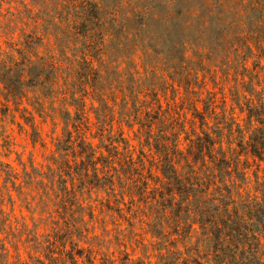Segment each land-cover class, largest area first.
Returning <instances> with one entry per match:
<instances>
[{
  "label": "trees",
  "instance_id": "obj_1",
  "mask_svg": "<svg viewBox=\"0 0 264 264\" xmlns=\"http://www.w3.org/2000/svg\"><path fill=\"white\" fill-rule=\"evenodd\" d=\"M11 1L17 3L15 11H0V17L8 18L5 34L19 31L20 39L11 38L7 50L0 45L2 119L11 116L16 122L20 113L24 124L16 123L21 129L29 127L33 143L42 141L34 112L45 121L58 115L64 123L65 137L57 139L59 156L53 159L57 170L49 166L43 176L34 169L27 177H65L72 153L80 158L76 174L96 177L92 187H103L106 183L99 177H108L114 191L115 177L121 188L123 177H128L131 183L122 190V201L127 192L141 200L152 197L156 264H264V180L258 177L260 169L264 172V0H0V7ZM190 50L199 58L197 66L206 61L217 66L220 76L211 75L216 84L234 81L229 94L235 106L227 108L226 95L218 104L215 91H208L206 99L194 95L199 83L186 73ZM106 55L111 61L103 74L95 62L103 64ZM135 56L148 75L144 79L130 71L137 70ZM122 64L126 66L119 70ZM119 92L124 94L120 102ZM161 97L168 108H163ZM88 98L98 103L93 108L100 129L107 127L109 157L97 155L85 136ZM178 99L191 111V133L184 120L177 126L169 121L171 105ZM118 103L129 128L138 124L144 142L154 148L161 180L152 166L145 173L146 154L135 160L122 128L113 133ZM236 108L245 114L243 124ZM209 119L216 120L214 128ZM197 122L201 132L196 131ZM119 154L124 157L117 168ZM250 158L257 164L260 196L242 191ZM107 166L110 174L100 175ZM66 174L73 177V172ZM0 177L16 186L18 173L0 159ZM154 177L161 186L151 187ZM60 183L63 208L67 202L77 204L73 185L69 189L66 180ZM87 209L92 219L94 212ZM78 211H85L80 203ZM78 219L86 225L84 217ZM71 234L57 230L54 238L61 240V251L68 252L71 264H78L83 251ZM53 248L47 258L59 264ZM86 256L92 263L91 255Z\"/></svg>",
  "mask_w": 264,
  "mask_h": 264
},
{
  "label": "rangeland",
  "instance_id": "obj_2",
  "mask_svg": "<svg viewBox=\"0 0 264 264\" xmlns=\"http://www.w3.org/2000/svg\"><path fill=\"white\" fill-rule=\"evenodd\" d=\"M15 5L17 3L14 1L4 2L0 7V11L7 13L9 8L15 11ZM7 20V17H0V45L4 50L8 49V42L11 38L14 41L20 39L19 31L15 32L13 36L5 34L3 25ZM27 29V31L32 30V28ZM40 51L43 52L44 48H40ZM187 55L186 73L192 79H195L194 83H199L194 85V91H197L194 95L199 96L200 99H206L208 91H215L218 104H221L220 99L223 95H226L227 108L230 109L232 105L235 106L229 94V88L234 84V81H226L223 85L219 80V84H216L211 75L217 73V76H220L221 73L218 71L217 66L208 63V61L204 62L202 66H197L199 58L191 50ZM103 59V64L98 61L95 64L103 74H106V66L111 60L108 55L104 56ZM134 59L137 62V70L130 69V71L135 74L136 78H146L148 75L141 65V60L138 56H135ZM125 66L126 64H122L118 69L123 70ZM196 74L198 80L195 78ZM202 81H204L203 84ZM179 88L180 94H183L184 88L181 86ZM169 95H172V91L169 92ZM122 96L124 94L119 92V102L122 100ZM140 98H143V93L140 94ZM161 101L163 108L169 107L167 99L161 97ZM94 106H98V103L88 98L87 116L89 126L84 129L85 136L96 147L97 155L104 154L105 157H109L108 130L107 127L103 130L100 129ZM186 106L180 99L177 103H172L170 109L171 119L169 121L177 126L184 120V126L191 133L192 123L190 119L192 114ZM199 106L202 108L203 103L200 102ZM29 108L32 110L31 106ZM218 111H220V108H218ZM34 114L35 122L42 137V141L36 143L31 140L29 127L24 125V128L21 129L16 123L24 124L23 118L19 116L20 113H16V122H13L11 116L2 119L0 112V159L9 162L18 173L16 186L12 185L10 181L5 182V177H0V264H38V260L44 261L46 264H52V259L47 258V254L49 248L53 246L52 250L54 255L58 257L59 264L64 263V261L71 264L68 252L61 251L63 249L61 240L57 238L55 241L54 235L57 230L61 234L72 231L71 235L76 247L83 251L82 257L78 258V264H141L142 262L144 264H156L158 258L154 246L157 239L150 231V223L153 219V204H155L151 201L152 197L141 200L139 196H131L127 192L124 201H122V190L127 189L128 184L131 183L128 177H123V183H125L123 188L120 187L118 179L115 177L116 186L114 191L109 188L108 177H99L101 183H106L103 187H92L90 181H93L96 177H81L80 174H76L75 162L80 161V158H75L72 153L69 155L71 167H66L63 172L65 177H43L45 176L44 173L48 172L49 166L57 170V164L53 159L59 156V153L56 152L57 139L65 137L64 123L58 115L49 117L45 121L37 113L34 112ZM185 114L187 120L184 118ZM236 115L240 120L245 116V114L239 112L238 108H236ZM215 121V119H209V125L212 128L215 127ZM241 122L243 124V120ZM112 124L113 133H117L119 128L123 129L124 135L130 140V149L135 160H138L140 156L143 157V153L146 154L143 157L145 173L152 166V171L154 174L159 175L161 180L160 171L154 163L158 160L154 148L151 149L144 142L145 137L138 132V124L129 128L127 122L122 119L120 104L115 105V119ZM196 131L201 132L198 122L196 123ZM209 131L212 132L211 129ZM73 134L75 135L76 132L74 131ZM183 136L184 133L181 134V137ZM5 139L9 142L8 144H5ZM185 145L186 142H182L181 146L183 148ZM232 146L236 147V142ZM118 150L123 151V146L120 145ZM123 157L119 154L115 160L117 168L120 167L119 159L122 160ZM242 160L244 161V156H242ZM98 165L99 167L103 166L101 163ZM245 165H248L246 171L249 179L248 183L244 184L242 188L243 194L260 196L261 192L256 188L257 176L255 171L257 170V164L250 158ZM34 169H37V172L42 173L43 176L27 177L26 173H31ZM109 169L111 168L107 166V168H104V172L99 171V174L105 175L107 173L108 176L110 174ZM69 172H73V177L66 174ZM89 174H92V171H89ZM258 177L259 182L264 180L262 169L258 171ZM61 180H66L69 189H72L73 185L77 204L71 205L67 202L66 208H63L62 203L60 204ZM160 180L158 181L157 177L150 180L151 187L161 186ZM58 194L60 196H57ZM131 200L133 201L131 202ZM79 203L85 207L84 212L78 211ZM88 207L94 212L92 219L88 215ZM80 217H84L86 225L78 221ZM81 229L83 230L81 231ZM49 240L54 241L55 244H51ZM67 249H72L69 240H67ZM59 251L62 255H59ZM86 255H91L93 258L92 263L87 261Z\"/></svg>",
  "mask_w": 264,
  "mask_h": 264
}]
</instances>
